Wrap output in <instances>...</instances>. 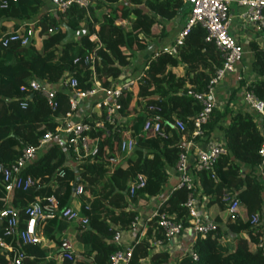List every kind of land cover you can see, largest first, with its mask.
<instances>
[{
    "label": "trees",
    "instance_id": "obj_1",
    "mask_svg": "<svg viewBox=\"0 0 264 264\" xmlns=\"http://www.w3.org/2000/svg\"><path fill=\"white\" fill-rule=\"evenodd\" d=\"M6 1L7 5L0 7V37L7 33L11 21L24 22L36 17L42 4V0ZM90 1L87 9L71 4L64 14L59 13V17L54 14L41 16L35 25L39 28L36 42L33 40L26 46L11 43L3 47L0 44L1 161L11 163L23 147L36 145L47 132L55 134L57 118L69 108L68 87L56 90L57 107L52 109L42 92L30 89L31 79L53 84L74 77L79 89H92L91 70L74 64L73 59L100 44L95 74L96 79L108 87L118 80L136 52L145 50L152 39L166 36L163 28L158 29V24L163 19H173L186 4L185 0ZM54 26L57 30L50 33L48 29ZM93 32L98 41L90 42L89 35ZM206 37V30L197 24L178 46L175 55L158 52L156 57L151 55L148 58L147 68L143 69L134 91H123L120 99L123 117L130 115L134 95L143 100L129 130L122 120L113 124L107 122L104 108L94 110L89 118H83V122L91 126L97 120L104 123L103 128L93 127L88 132L90 137L97 139L98 152L94 156L78 159L71 166L66 164V160L68 156H75L72 149L55 143L23 170L24 175L32 178L33 184L25 191H14L11 206L22 211L34 199L54 195L60 210L70 207L83 213L88 223L82 227L76 221L79 222L78 255L73 252V259L69 260L60 253V260L53 257L46 261L54 244L73 222L61 217L58 208L52 217L37 219L36 227L43 237L41 241L24 245L13 239V250L0 253V264H11L20 251L24 253L20 264H110L111 254L120 248L111 242L114 232L131 228V222L137 216L132 205L148 203L151 198L162 194L169 180L168 168H175L184 152L182 139L207 142L215 127L222 130L228 153L219 157L212 170L193 172L194 190L201 191L208 198L207 205H219L220 211L226 215L225 221L220 225L223 219L218 216L220 223L215 221L217 229L205 236L198 235L192 252L183 254L176 264H263L261 250L256 245L264 236V223L261 222L264 179H258L253 172L261 161L258 150L263 138L253 116L248 111L227 106L223 110L215 108L202 126L203 134L192 135L190 118L200 111L201 105L187 93L205 91L209 80L223 63L222 53ZM249 47L253 52L255 79L248 88L264 101V48L255 41H251ZM65 74L68 75L64 78ZM239 82L241 86L246 83L244 79ZM21 103L25 105L21 107ZM227 117L228 123L223 126L222 121ZM147 118H153V121L161 118V130L144 132ZM176 119L184 122L183 132L172 127L171 123ZM125 137L134 141L132 150L122 152L118 164L112 165L119 143ZM243 167L249 170L244 172ZM111 169L109 180L102 183L89 203V210H85L83 204ZM62 170L65 174L60 177ZM137 175L143 177L144 184L130 195ZM77 186L81 189L78 194ZM73 193L79 206L73 203ZM188 193L185 186L174 189L160 205L159 211L173 215L176 221L183 220L188 226L190 216L183 206ZM225 196L238 200V213L228 212L229 203L224 200ZM4 206L5 197L1 193L0 208ZM254 215L258 216L257 224L251 223ZM23 219L21 216V221ZM158 240L166 242L157 228L156 218H152L141 239L133 242V254L128 264L169 262L168 252H153ZM193 254L196 259H193ZM146 259L147 262L144 261Z\"/></svg>",
    "mask_w": 264,
    "mask_h": 264
},
{
    "label": "built area",
    "instance_id": "obj_2",
    "mask_svg": "<svg viewBox=\"0 0 264 264\" xmlns=\"http://www.w3.org/2000/svg\"><path fill=\"white\" fill-rule=\"evenodd\" d=\"M54 6V10L57 14H64L71 4H76L80 8L87 9L90 5V0H50ZM190 5L189 17L178 33L174 41L167 46H161L160 49L154 52L152 55L156 57L159 53H169L175 55L177 48L180 46L184 39L188 36L191 29L195 25H201L207 32V41L214 42L215 46L222 53L223 63L219 67L214 76L209 80L207 88L202 92L188 91V95L193 96L196 101L201 105L200 111L190 118L193 124L192 135L201 136L203 134L202 126L209 120L212 111L216 108L217 102L215 98L216 85L228 74L238 73V64L243 58V47L241 44L235 41V39L229 34V28L231 24V0H185ZM239 6L245 7L242 18L246 23L257 27L258 29H264V0H237ZM7 5L6 0H2L0 7ZM36 22L30 24H19L17 28L10 32L3 34L0 37V44L3 47L9 46L11 43H18L21 46L30 44L37 37L39 28H35ZM37 26V25H36ZM57 30L56 26L49 28L48 31L53 33ZM90 42L98 41L95 32L89 35ZM100 44H98L93 50L88 51L84 55L76 56L73 59V63L79 65L82 68H88L92 73L93 88L88 90L79 89L78 82L74 77H67L65 81H60L58 84L69 88V108L65 114L57 118L56 133L47 132L41 138H39L36 145H27L22 148L20 155L17 159L9 164L0 160V194L5 197V206L0 208V253L10 252L13 250V239H18L22 244H34L41 241V236L38 233L36 227V221L40 217L50 218L57 212L61 217L68 221H79L83 226L88 223L87 217L82 216L78 211H74L70 207H66L60 210L59 201L54 195H48L38 197L29 202L22 211L19 208L11 206L12 193L17 190L25 191L29 189L33 180L29 175H24L23 170L28 164L36 160L40 154L46 152L48 147L55 143H60L67 149H72L74 157H67L66 164L71 166L75 165L78 159H84L87 156H94L98 152L97 139L88 135V132L94 127L103 128V120H97L91 126L89 123L83 122V118L91 117V114L96 109L104 108L105 119L110 124L115 121H124L126 126L127 117H123L120 113L122 105L120 103L123 91L131 90L135 87V81L131 78L120 76L118 80L112 82L110 86L106 87L96 79L95 64L99 59L97 50ZM145 68H147L145 66ZM144 68V69H145ZM143 72V71H142ZM68 74L64 75V78ZM240 74H237V80H241ZM243 101L248 109V112L253 116V121L256 124L263 141L258 150V154L261 158L258 165L262 178H264V101L259 100L248 87L250 84L244 85ZM29 87L33 91L42 92L46 97L48 104L52 109L57 107L55 101L56 89L53 88V84L46 83L39 79L33 78L29 82ZM98 95V96H96ZM93 106L89 104L88 100L96 98ZM25 104L21 103V107ZM178 131L183 132L185 124L182 120L176 119L172 124ZM162 128L161 118H157L153 121V118H147L144 122V132H159ZM59 140V141H56ZM184 152L179 156V160L176 165V170L179 175L178 184L174 189L185 186L188 190V196L183 206L187 209V214L190 216L188 220L189 225L185 226L182 221H176L173 215L167 214V212L159 211V207L148 217L145 221V227L147 223L156 218L157 228L162 232L166 240L174 238L182 234L185 229L190 228L195 234L205 236L206 234L215 231L217 229V223L215 221H202L200 206L198 203V192L194 190V175L193 172L201 170H212L215 163L220 156L228 153V150L224 143L221 142H208L203 145L195 146L193 140H184L181 142ZM134 141L129 137L121 139L119 143L118 153L126 151L127 153L132 150ZM195 150L192 161L188 162L187 153L191 150ZM71 158V160H68ZM113 160V159H112ZM65 174L64 170L59 172L60 177ZM214 177V176H212ZM134 184L131 186L130 195L133 194L135 188H138L144 184V179L141 175L134 177ZM80 187L77 186L76 194L80 192ZM224 200L228 204L229 213H238V200L234 197L225 196ZM21 216L24 217V226L21 224ZM252 224L258 223V216H252ZM131 228H140V233L137 236L136 242H138L144 232V226L138 217H135L131 222ZM146 230V229H145ZM123 230L116 229L111 239V242L120 246L110 256V264H128L132 258L134 244L129 242L128 244L122 243ZM142 232V234H141ZM141 234V235H140ZM157 244H162L160 240ZM262 253L264 259V236L259 238L256 245ZM63 254L66 259H73V250L69 241L65 240L62 244ZM197 256L193 254V259ZM24 259V253L18 252L15 259L11 264H20ZM163 264H171L170 262ZM264 264V262H263Z\"/></svg>",
    "mask_w": 264,
    "mask_h": 264
},
{
    "label": "crops",
    "instance_id": "obj_3",
    "mask_svg": "<svg viewBox=\"0 0 264 264\" xmlns=\"http://www.w3.org/2000/svg\"><path fill=\"white\" fill-rule=\"evenodd\" d=\"M236 1L237 0H231L230 10H231L232 18H231V24L229 28V34L235 39L236 42L241 44V46L243 47L244 54H243L242 61L237 66L238 73L226 75L216 85L214 94H215V98L217 102L216 109L218 108L220 110H223L227 106L233 110L241 109V110L248 111L243 101V92H244L245 86L240 85L239 80H237V74H240L242 78L241 80L243 79L245 80L246 82L245 85L250 84L255 79V75L252 72L253 52L251 48L249 47V43L251 41H255L256 43L259 44L261 48H264V31L263 29L258 30L257 27L250 25L246 23L245 21H243L242 13L244 11L243 9L244 7L239 6ZM48 14H54L57 17H59V14H57V12L54 10V6L52 5L51 1L42 0L39 14L36 17H34L33 19L29 21H24V22L22 21L19 22L17 20L11 21V24H9L6 32H10L13 29L17 28L19 24H24V23L30 24L32 22H36L37 20H39V18H41V16L48 15ZM183 24H184V21L180 22L176 19L161 20V24H158V29L163 28L165 30L166 36L161 39H152L148 43V46L145 50L136 52L133 58H131L130 65L123 69L121 76L133 79L135 81V87H136L137 81L142 75V71L146 66V62L148 58L154 52L158 51L161 46L170 45L174 41V39L177 37L178 33L181 31ZM74 37L77 39L78 35L75 34ZM36 40H37V37L35 38L34 41L36 42ZM53 88H55L56 90L63 89L62 86L58 83H53ZM96 100H97V97L89 99L88 102L90 105L93 106ZM138 100L140 101V105H141L143 103V100L142 99H138ZM128 117L129 115L127 116V119ZM228 120H229L228 117L223 119L222 125L223 126L227 125ZM126 122H127L126 125H128L129 120H127ZM131 122L129 123L128 128H126L125 126L127 130L130 129ZM56 141H59V140H56ZM208 142H213V143L221 142V143H224L225 145V141L223 138V132L219 127L214 128L207 142H196L195 146H199V145L201 146ZM195 150L196 149H193L187 153L188 162L192 161L193 154L195 155ZM118 156H119L118 158V162H119L120 155L118 154ZM68 160L72 161L71 158H68ZM118 162H116V164H118ZM242 170L245 172V171H248L249 169H247L246 167H243ZM253 172L257 175L258 179L262 178L259 167L255 168ZM111 173H112V169L108 171L103 183L109 180ZM167 173L169 175V181L165 185V188L161 195L151 198L148 201V203H145L142 205H132L131 207L133 210L137 212L136 217L139 218V220L141 221V224L144 226L143 234L141 232L142 236L144 235L146 231L145 230L146 229L145 227L146 219L153 214V212L159 207L160 204L164 202V200L167 199V196L171 193V191L174 190V187L178 184L179 175H178L176 168H168ZM100 187L98 188V190L100 189ZM98 190L95 191V193H93V195L89 198V200L83 204L85 210H89V203L96 196V193L98 192ZM72 197L75 198V200L73 201L74 205L79 206V204L76 202L78 201V199H76V197L74 196V193L72 194ZM197 199H198L199 206L202 207V211L200 210L202 221L218 222L217 217L218 216L221 217L220 206L217 204L207 205L208 198L205 197L201 191L198 192ZM262 214H263L262 215L263 219L261 222L264 223V192H263V213ZM81 215L83 216V213ZM222 221H223L222 223L220 222L218 223H220V225L224 224L225 219H223ZM24 223H25V219L21 221L22 226H24ZM78 227H79V222L76 223L75 221H73L72 223H70L67 230L62 234L61 238L59 239V242L54 244L53 250L47 256L46 261H48L50 258H53V257L60 260V257H61L60 253H63V251H61L63 250L62 244L65 240L69 241V243L72 246L73 252L75 253V255H78L77 253L80 250V248L76 246ZM122 232H123L122 233V243L128 244L129 242L136 241L137 236L140 233V228L137 227V228H133L129 230H123ZM197 236L198 235L195 234L192 229L187 228L179 236L166 240L165 243L156 244L155 248H153V252L154 251L156 252L159 250H164L168 252L170 256L169 262L171 264H176L177 260L183 254L192 252L193 245H194V242ZM42 239L43 237L41 236V240ZM144 261L147 262L148 259Z\"/></svg>",
    "mask_w": 264,
    "mask_h": 264
},
{
    "label": "rangeland",
    "instance_id": "obj_4",
    "mask_svg": "<svg viewBox=\"0 0 264 264\" xmlns=\"http://www.w3.org/2000/svg\"><path fill=\"white\" fill-rule=\"evenodd\" d=\"M243 9H245V7L243 8ZM189 13H190V5L189 4H185L184 6H183V8L181 9V11L173 18V19H176V20H178V21H180V22H182V21H184V24H183V26L185 25V23H186V21H187V19H188V17H189ZM172 19V20H173ZM185 19V20H184ZM123 21H125V19L123 18ZM258 30H260V29H258ZM78 39V38H77ZM160 49V48H159ZM136 90V89H135ZM133 91H134V88H133ZM133 95H134V92H133ZM134 100H136V101H134ZM139 105H140V101L135 97V95L133 96V100H132V104H131V107H130V115H129V117H128V119L127 120H129V123L134 119V117H135V112H136V110H137V108L139 107ZM131 119V120H130ZM126 120V121H127ZM129 123H128V125H129ZM126 124H127V122H126ZM172 124V123H171ZM128 125H126V128H128ZM172 127H174L173 125H172ZM118 154L119 153H117L115 156H114V158H113V160H112V165H116V163H113V161L114 160H116V162H118V158H119V156H118ZM120 155V154H119ZM104 180H105V177H104V179L102 180V182L95 188V190H94V193H95V191H97L98 190V188L102 185V183L104 182ZM169 181V180H168ZM168 183V182H167ZM165 188V187H164ZM163 193V192H162ZM200 210L202 211V207H200ZM220 215H221V218L222 219H225V217H226V215H225V213L224 212H220Z\"/></svg>",
    "mask_w": 264,
    "mask_h": 264
},
{
    "label": "water",
    "instance_id": "obj_5",
    "mask_svg": "<svg viewBox=\"0 0 264 264\" xmlns=\"http://www.w3.org/2000/svg\"><path fill=\"white\" fill-rule=\"evenodd\" d=\"M234 236V235H233ZM61 251H63V250H61Z\"/></svg>",
    "mask_w": 264,
    "mask_h": 264
}]
</instances>
